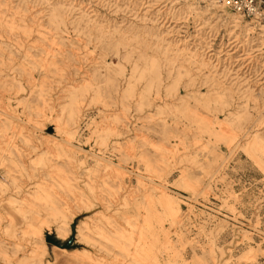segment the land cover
Segmentation results:
<instances>
[{
    "label": "rangeland",
    "instance_id": "rangeland-1",
    "mask_svg": "<svg viewBox=\"0 0 264 264\" xmlns=\"http://www.w3.org/2000/svg\"><path fill=\"white\" fill-rule=\"evenodd\" d=\"M263 74L221 0H0V264H264Z\"/></svg>",
    "mask_w": 264,
    "mask_h": 264
},
{
    "label": "built area",
    "instance_id": "built-area-1",
    "mask_svg": "<svg viewBox=\"0 0 264 264\" xmlns=\"http://www.w3.org/2000/svg\"><path fill=\"white\" fill-rule=\"evenodd\" d=\"M221 1L231 10L235 17L264 28V2L262 0Z\"/></svg>",
    "mask_w": 264,
    "mask_h": 264
},
{
    "label": "bare ground",
    "instance_id": "bare-ground-1",
    "mask_svg": "<svg viewBox=\"0 0 264 264\" xmlns=\"http://www.w3.org/2000/svg\"><path fill=\"white\" fill-rule=\"evenodd\" d=\"M234 42H235V41H234ZM224 55H225V54H224ZM210 57H211V56H210ZM207 58L209 59V57H207ZM245 61H246V57L244 56V58H239V59H237V60L235 61V62H237V63H235V64H236V66H239V65L244 64ZM247 65H248V64H247ZM247 65H244L243 69H244ZM243 74H244V73H243ZM263 75H264V74H263ZM262 78L264 79V76H262ZM247 79H248V78H247ZM256 80H258V82H255ZM261 80H262V79L254 78V79H253V82H254L255 85H251V86H257V88H259L260 86L264 85V82H261ZM250 83H251V82H250L249 79L244 81V84H245L246 87H247ZM248 87H249V86H248ZM248 89H250V87H249ZM261 90H263V89H261Z\"/></svg>",
    "mask_w": 264,
    "mask_h": 264
},
{
    "label": "crops",
    "instance_id": "crops-1",
    "mask_svg": "<svg viewBox=\"0 0 264 264\" xmlns=\"http://www.w3.org/2000/svg\"><path fill=\"white\" fill-rule=\"evenodd\" d=\"M264 2V0H262Z\"/></svg>",
    "mask_w": 264,
    "mask_h": 264
}]
</instances>
